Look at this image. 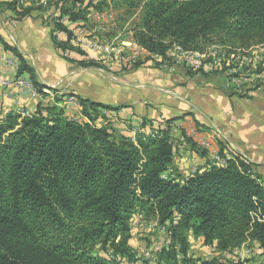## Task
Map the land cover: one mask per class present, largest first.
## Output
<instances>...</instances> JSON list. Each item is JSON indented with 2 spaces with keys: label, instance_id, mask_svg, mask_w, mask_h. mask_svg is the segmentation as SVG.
<instances>
[{
  "label": "trees",
  "instance_id": "1",
  "mask_svg": "<svg viewBox=\"0 0 264 264\" xmlns=\"http://www.w3.org/2000/svg\"><path fill=\"white\" fill-rule=\"evenodd\" d=\"M20 1L0 0V11L15 20L36 11L20 8ZM66 1H72L71 7L58 12L70 22L83 20L89 7L138 12L130 41L151 56L136 61L131 71L146 62L166 63L174 44L200 53L222 35L245 48L264 44V0H105L85 7V0ZM76 5L81 9L76 11ZM53 28L71 36L59 22ZM0 44L19 61L18 75L26 73L42 94L44 86L32 66L1 36ZM57 47L72 51L66 44ZM79 66L99 67L94 62ZM65 95L78 102L88 122L66 118L58 106L64 94L55 97V104L39 103L28 116L11 112L0 119V264H112L117 255L131 257L129 222L135 213L166 227L168 244L157 253L160 264H220L194 257L189 237L215 252L253 243L258 264H264V186L250 162L219 143L223 165L210 160L181 177L174 159L180 138L190 154L209 152L184 128L175 135L171 124L179 118L163 120L149 134H137L134 142L110 122L103 124L102 111L113 116L128 106L103 104L72 91ZM147 122L141 119L142 126ZM194 128L200 131L198 122Z\"/></svg>",
  "mask_w": 264,
  "mask_h": 264
},
{
  "label": "crops",
  "instance_id": "2",
  "mask_svg": "<svg viewBox=\"0 0 264 264\" xmlns=\"http://www.w3.org/2000/svg\"><path fill=\"white\" fill-rule=\"evenodd\" d=\"M25 7L26 5L22 6ZM32 14L33 12L29 19L25 17L15 20L12 14L0 11V36L9 45L14 46L32 66L37 81L44 88L59 86L71 75L77 94H85L87 96L84 97L103 104L128 106L113 113L111 121L133 129L131 132L127 131L132 138H135V134H149L154 125L161 126L163 120L170 118H179L171 124L173 129H187L190 126L194 128L195 122H198L199 129L210 139L213 146L218 148L221 143L235 153L245 156L264 186V88L241 95L231 93L218 73L210 76H191L181 68L175 67V71L166 73L147 65H142L134 71H126L128 68L124 67L126 70L123 69L119 80L107 75L101 68L79 66L87 58H81L72 51L64 57L57 46L58 42L64 43L66 34H52L38 19H32ZM63 25L69 32L70 28L75 27L73 24ZM52 35L56 44L52 41ZM0 47L3 50L1 44ZM4 52L17 61L19 66V61L13 54ZM138 55L148 57L144 49H141ZM135 62L136 60L130 61L128 67ZM87 70L105 72L106 83L98 81L94 74ZM21 79L31 83L26 73L18 75L10 67L0 65V119L11 112L19 114L20 111H35L38 101L29 96L27 89L15 84H1L2 81L15 82ZM85 82L90 85L89 93H84L85 89L80 91ZM98 90H103V93L100 94ZM78 110L81 112L82 109ZM143 118L150 123L142 126ZM206 159L200 160L203 168L210 163L209 158ZM176 160L175 166L181 163L179 159ZM192 161L195 162V158ZM177 172L181 177L188 174L179 168Z\"/></svg>",
  "mask_w": 264,
  "mask_h": 264
},
{
  "label": "rangeland",
  "instance_id": "3",
  "mask_svg": "<svg viewBox=\"0 0 264 264\" xmlns=\"http://www.w3.org/2000/svg\"><path fill=\"white\" fill-rule=\"evenodd\" d=\"M80 1L83 0H79V2ZM89 1L91 2V4L97 5L98 3L105 0H85L83 4L84 7L88 4ZM107 2H110V0H107ZM18 5H20V8L26 5L25 8L35 9L36 11L33 12L32 19H34V17L38 19V21H40L42 25H45V27H47L49 31L51 30V32L54 31L53 24L55 22H59L62 25L73 24L75 27L73 29L70 28L71 36H66L64 43L58 42V46L59 44H66L68 48L72 49L73 53L80 56L81 58H87L84 63L94 62L95 64H97V66H99L97 68H101V70H104L107 75H112L119 80L121 78V74L124 72L123 69L126 70L125 68L127 67L129 70L128 64L130 61H138L146 57V55L143 57L138 55L143 48L130 41L132 37V29L138 24V12L132 15L124 14V11L122 9H106L98 12L92 7H89L86 10L87 13L85 14L83 20L70 22L67 17H61L60 19V13L58 11L62 7H71L72 1L23 0V2L20 1ZM75 7L76 11L81 9L80 5H76ZM6 13L9 14V12ZM26 19H29V16ZM57 32L59 31H54L53 33ZM123 37L127 38L124 42L122 41ZM53 41L55 42V40ZM175 46L178 45H172L166 52V54L168 53L169 55L170 53H172V48ZM58 48L63 52L64 57L69 54V51H71L70 49L62 50L61 47ZM209 53L213 54L214 56H219L221 57V59L228 60L226 64L221 67V70L217 71L218 75H220V77L225 80V86H227L228 90L231 89L233 90V92L243 95L253 91L252 88H255L256 86H259V90L264 88V44L253 43L251 46H248V48H245L237 42L226 40L222 35L214 38L213 44L210 47L206 48L200 54L210 55ZM73 56L76 58L75 55ZM148 56L151 55H149L148 53ZM153 58H155L154 60H157V62L160 61L155 56H153ZM166 60H168V62L166 61V63L164 62L159 66H152L151 62H146L145 65L157 68L158 70H160V72L162 71L166 73H170L171 70L175 71L176 68H181L182 70L186 71L189 70L188 67H184L182 64L177 65L178 67L176 66V68L172 67L169 61L170 58L166 57ZM205 60L206 63H208L209 60ZM169 66H171V69ZM84 68L95 67L90 66ZM87 71H89L91 74H94L95 78L98 81L106 83L107 77L104 75L105 72L103 73L99 70ZM89 72H87V75H89ZM74 82L75 81H73L72 76L69 75V77L64 79L59 86L51 89L43 88L42 94L44 95V97L50 95L53 96L54 94H49V92L53 90L51 92L53 93L54 90H57L60 93L62 92L65 97L69 98L71 96L65 94L71 91L76 93L78 92L73 88V86L75 87V84H73ZM34 89L37 93L39 92L38 88L34 87ZM84 89V93H89V91H91L90 85L86 82L85 86H83L80 91H83ZM98 92L101 94L103 93V90H98ZM83 95L87 96L85 94ZM29 96L32 99L37 100L38 104L40 102H43L40 104H43L44 106L51 105V103H47V100L43 99V97L33 98L31 95ZM56 96L59 97L60 95H55V97ZM40 99H42L43 101H41ZM74 101L75 103L72 106L69 105L67 108L68 110L66 109V111H64L66 118L78 123L88 122L87 119L83 117L82 110L81 112H79L78 110L81 109V106L76 100ZM33 112L23 113L20 111L19 114H21L22 116H28ZM113 125L122 137L129 140L132 138L130 137V135H128L127 131L131 132L133 129H129L128 125L123 126L115 123H113ZM154 126L156 127V125ZM175 130L177 131L175 135L179 136L178 134L181 132V128L175 127ZM187 131H189V129H187ZM196 132L197 135L205 137L207 139L205 133H203L201 130ZM186 134L189 136V133ZM134 137L135 138L132 139L135 142L137 140V134H135ZM180 140L179 143L181 144V146L179 147H181V149H176L177 151L175 153L174 159L175 162L177 161L176 159H179L181 163L178 164L179 166L176 164V169H182L184 172H193L198 165H201V159H206V157H208L209 160L212 159L211 153H208V155L202 157L200 150L195 154L192 153L191 155H188L189 152L185 147H183L184 142ZM207 140L210 141L209 138ZM194 142L196 143V141ZM214 148L218 152V148L215 146ZM193 158H195V162L192 161ZM129 226L131 235L129 241L131 248V257L127 255H117L113 257L112 264H160L157 260V253L161 248L165 247L168 244L166 227H164L165 225H160L155 218L147 217L142 213H135L129 222ZM188 241L190 244V253L196 258L198 257L200 259L207 260L212 259L220 264H258V262L261 260L258 255L256 245H254L253 243H248L241 246L239 249L229 251L230 254L224 257L215 255V253H211L210 248L204 246L201 239L196 240L192 237H189Z\"/></svg>",
  "mask_w": 264,
  "mask_h": 264
},
{
  "label": "built area",
  "instance_id": "4",
  "mask_svg": "<svg viewBox=\"0 0 264 264\" xmlns=\"http://www.w3.org/2000/svg\"><path fill=\"white\" fill-rule=\"evenodd\" d=\"M171 52L172 53H170L169 55L167 53L166 57L170 58L169 61H170V64L172 67H176L177 65L182 64L184 67H188L190 70L195 71V72L198 70H203L205 73H208L207 71H209V72L219 71V70H221V67L223 65H225L226 62L228 61L227 59H221V57H219V56H214L211 53H209L210 55H207V54H200L198 52L186 51V50H183L182 48H180L179 46L173 47ZM205 59L209 60V61L207 60L208 63H206ZM171 60H172V62H171ZM0 65L1 66H8L14 72L18 71V63L16 61H14L7 53H5L1 49V47H0ZM1 84L5 85V86H11L12 84H15L17 87H22V88L27 89L33 98L34 97H37V98L43 97V99L47 100V103H51V104H55V95H62V92L60 93V92L56 91V92L51 93L53 91V90H51L49 92V94H54V95L44 97L43 94H38L36 92V90L34 89L33 85L30 82H28L26 79H21V80L15 81V82L2 81ZM44 92H46V91H44ZM40 100L43 101L42 99H40ZM74 100L75 99L72 97H69V98L65 97L63 99V101L60 102L58 105L64 111H66V109L68 108L69 105L72 106L75 103ZM40 103H43V102H40ZM102 114L104 117H106V121H103V124H107L110 122L111 125L114 127L113 122L111 121L112 116L106 111H102ZM187 129H189V131H187ZM187 129H185L186 133H189V136L192 137L194 139V141H196V144L199 147L206 149L209 153H211L212 163L214 165L221 166L225 163V161H224L225 159L219 155V153L216 151V149L214 148L213 144L210 141H208L205 137L197 135V132L195 131L193 126H190ZM132 141H134V140L132 139ZM188 155H191V154L188 153ZM242 158L247 160V158L245 156H242ZM210 251H211V253H215V255L224 256V257H226L230 254L229 251L228 252H215L214 249H210Z\"/></svg>",
  "mask_w": 264,
  "mask_h": 264
}]
</instances>
